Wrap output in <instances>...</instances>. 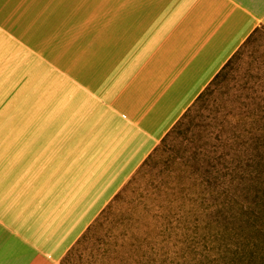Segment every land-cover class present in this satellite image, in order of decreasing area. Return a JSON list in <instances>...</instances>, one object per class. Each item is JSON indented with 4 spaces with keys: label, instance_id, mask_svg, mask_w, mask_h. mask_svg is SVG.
Listing matches in <instances>:
<instances>
[{
    "label": "crops",
    "instance_id": "0c3cea01",
    "mask_svg": "<svg viewBox=\"0 0 264 264\" xmlns=\"http://www.w3.org/2000/svg\"><path fill=\"white\" fill-rule=\"evenodd\" d=\"M259 27L264 0H0V264H63Z\"/></svg>",
    "mask_w": 264,
    "mask_h": 264
},
{
    "label": "rangeland",
    "instance_id": "374dc122",
    "mask_svg": "<svg viewBox=\"0 0 264 264\" xmlns=\"http://www.w3.org/2000/svg\"><path fill=\"white\" fill-rule=\"evenodd\" d=\"M259 93L264 27L231 58L135 171L63 264H264V106L238 114L240 150L200 165L197 126L236 87L240 70ZM199 168V171H196ZM195 177V179H193Z\"/></svg>",
    "mask_w": 264,
    "mask_h": 264
},
{
    "label": "snow or ice",
    "instance_id": "6c2138e0",
    "mask_svg": "<svg viewBox=\"0 0 264 264\" xmlns=\"http://www.w3.org/2000/svg\"><path fill=\"white\" fill-rule=\"evenodd\" d=\"M247 80L246 69H241L232 94L197 126L195 143L201 153L200 165L205 169L216 167L224 161L226 153L234 154L240 150L236 135L240 130L238 114L246 113L254 106L253 97L258 95L264 106V80L261 81L259 93L249 87Z\"/></svg>",
    "mask_w": 264,
    "mask_h": 264
},
{
    "label": "trees",
    "instance_id": "16d2710c",
    "mask_svg": "<svg viewBox=\"0 0 264 264\" xmlns=\"http://www.w3.org/2000/svg\"><path fill=\"white\" fill-rule=\"evenodd\" d=\"M250 36H251V35H250ZM250 36H249V37H250ZM249 37H248V38H249ZM248 38H247V39H248ZM245 42H246V41H245ZM233 56H234V55H233ZM231 58H232V57H231ZM231 58H230V59L228 60V62H227L222 68H221V70H220V71H219V72L213 77V79L210 81V83L207 85V87H206V88H205V89H204V90H203V91L197 96L195 102L198 101V100L204 95V92H206L207 88H209V86L211 85V83L214 82V81H215V80H216V79L222 74L224 68L227 66V64L229 63V61L231 60ZM195 102H194V103H195ZM194 103H193V104H194ZM193 104H192V105H193ZM192 105H191V106H192ZM191 106H190V107H191ZM190 107L185 111V113L181 116V118L184 117V116L186 115V113L188 112V110L190 109ZM181 118L179 119V121L181 120ZM179 121H178L177 123H179ZM177 123H176V124H177ZM176 124H175V125H176ZM175 125L173 126V128L175 127ZM173 128H172V129H173ZM172 129H171V130H172ZM171 130H170V131H171ZM170 131H169V132H170ZM169 132L167 133V135L169 134ZM167 135H166V136H167ZM166 136H165V137H166ZM165 137H164V138H165ZM164 138H163V139H164Z\"/></svg>",
    "mask_w": 264,
    "mask_h": 264
}]
</instances>
